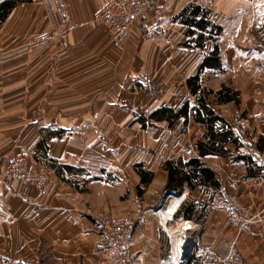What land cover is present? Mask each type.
Listing matches in <instances>:
<instances>
[{
    "label": "crops",
    "instance_id": "obj_1",
    "mask_svg": "<svg viewBox=\"0 0 264 264\" xmlns=\"http://www.w3.org/2000/svg\"><path fill=\"white\" fill-rule=\"evenodd\" d=\"M107 2L14 0L0 19V167L25 153L32 169L50 177L40 190L0 176V264H111L102 213L128 221L134 264L181 259L180 233L190 240L186 264H226L231 255L264 264V230L236 227L225 213L231 195L248 216L264 210V0H166L145 22L158 35L144 37L133 26L122 47L96 16ZM195 5L222 27L219 34L210 36L211 27L188 33L183 12ZM46 33L56 35L52 43L30 50ZM199 33L207 37L202 46ZM216 49L220 67L202 66ZM239 53L249 86L244 103L215 99L209 106L231 122L242 145L228 141V154L200 156L208 129L195 119L199 103L187 80L199 74L213 92L231 86ZM187 102V114L152 116ZM127 123L138 125L135 147L118 148L107 127ZM241 123L247 137L238 135ZM199 156L218 184L169 191L165 162ZM187 206L192 216L181 214ZM187 220L193 225L182 230Z\"/></svg>",
    "mask_w": 264,
    "mask_h": 264
},
{
    "label": "built area",
    "instance_id": "obj_2",
    "mask_svg": "<svg viewBox=\"0 0 264 264\" xmlns=\"http://www.w3.org/2000/svg\"><path fill=\"white\" fill-rule=\"evenodd\" d=\"M166 0H108L97 12L98 19L111 30V39L114 44L122 47L129 37L133 26H141L144 37H156L158 31L148 28L147 17L156 10L159 5L165 4ZM53 40V35L42 34L34 38L29 44L31 50L48 46ZM246 126L241 123L238 135L241 137L246 133ZM2 179L13 182L23 181L36 186L38 189H45L50 181L49 175L44 170L31 168L29 155L20 153L0 167ZM225 213L228 220L236 227L244 228L245 225L253 224L264 230V210L253 215H247V209L242 206L239 198L235 195L229 196ZM99 219V228L105 236V245L108 251V258L111 264H134L137 260L129 242L128 221L114 218L108 213H102ZM184 260V259H183ZM226 264H240V258L231 255L225 260ZM161 264H182L177 258H165ZM186 264V263H185Z\"/></svg>",
    "mask_w": 264,
    "mask_h": 264
},
{
    "label": "trees",
    "instance_id": "obj_3",
    "mask_svg": "<svg viewBox=\"0 0 264 264\" xmlns=\"http://www.w3.org/2000/svg\"><path fill=\"white\" fill-rule=\"evenodd\" d=\"M14 5V0L4 1L0 5V19H3L7 15L10 8ZM183 20L186 24L190 26L188 33L193 34L195 31L192 27H198L202 30H206L211 27L210 36L214 34H219L222 30V27L216 25L211 20L207 18V12L203 11L200 6L195 5L191 6L183 12ZM207 37L203 33H199L196 41L198 45L202 46L204 40ZM221 59L218 55V50L216 49L209 56L206 57L202 66H214L220 67ZM187 84L190 86L191 92L196 95L198 99V107L193 108V113H195V119L205 124L208 131L204 139L199 140L198 150L199 155L207 154H228L229 149L226 148L228 141H232L237 146H241L242 142L239 141V138L236 136V131L234 127L225 118L216 113L211 107L205 97V92L207 91L202 87L200 83L199 74L196 76L190 77L187 80ZM214 93L216 98L220 103H226V101L237 100V93L234 92L229 85H223V87ZM189 110V103L187 102L182 109L177 112L168 109H160L152 113L153 117L159 118H169L177 117L182 114H187ZM199 157H192L187 160L182 158L171 159L165 162V169L169 172V178L167 182V189L169 191L178 189L180 187L186 186V184L200 183L203 182L208 185L215 186L218 184V178L216 172L208 168ZM240 158H245L251 162L252 157L249 155H242ZM149 176H151L149 174ZM149 177L143 175V182L148 181ZM141 191L142 189L139 188ZM191 207L187 206L186 210H181V214L184 216H192ZM183 211V212H182Z\"/></svg>",
    "mask_w": 264,
    "mask_h": 264
},
{
    "label": "rangeland",
    "instance_id": "obj_4",
    "mask_svg": "<svg viewBox=\"0 0 264 264\" xmlns=\"http://www.w3.org/2000/svg\"><path fill=\"white\" fill-rule=\"evenodd\" d=\"M46 34H49V33H46ZM50 35L51 36L53 35V40H54L56 35L53 34V33L50 34ZM32 40H31V42H32ZM1 55L2 54H0V60L3 59V55L2 56ZM236 55L237 56H236V61L235 62H237V64L239 65V67L238 68H235V69H229V72L230 73H228V74H229V76L231 75V79L229 77H227V82L231 85L230 86L231 89L234 92L237 93V96H236L237 100L235 101V104L237 105V108H239L244 103L243 98H242L243 97V93L242 92L246 88H249V86L248 85H245V83H244V82H246L244 80V71H246V70L242 69V67L240 66L241 59H242V55L240 53L239 54H236ZM249 70L251 71V76L252 77L257 76V74H258V68H256V67L252 68L251 67ZM246 73H248V70H247V72H245V75H246ZM232 82L236 83V85L231 84ZM252 86H253L252 91H254V86L255 85H252ZM236 87H239L240 88V91L239 90H236L235 89ZM208 91L209 90H207L205 92V97H206L208 103L215 102V99L217 101L218 98H214L213 97V96H215V94L214 93L211 94ZM247 91H250V90L248 89ZM137 126L138 125L137 124H134V123H130V124L127 123V125H115V126L112 125L110 127H107L108 129L111 130V144H115L118 148L135 147L134 142H135V137H136V133H137V129H136ZM243 136L244 137H247L248 136L247 135V132Z\"/></svg>",
    "mask_w": 264,
    "mask_h": 264
},
{
    "label": "bare ground",
    "instance_id": "obj_5",
    "mask_svg": "<svg viewBox=\"0 0 264 264\" xmlns=\"http://www.w3.org/2000/svg\"><path fill=\"white\" fill-rule=\"evenodd\" d=\"M176 204H177V205H176V206H173V207H172V204H171V205H166V206H167L168 209L178 208V206H179L180 203L178 202V203H176ZM164 206H165V205H164ZM176 210H177V209H176ZM176 210H175V212H176ZM171 211H172V210H171ZM175 212L172 213V214H170L171 217H172L173 215H175ZM165 213H166V212H165ZM192 225H193V222L190 221V220H187V221H185V222L181 225V229H182V230H187L188 228H191ZM185 232H186V231H185ZM185 236H186V235H185ZM185 236H184V237H185ZM188 238H189V237H188ZM177 240H178L177 242L179 243V245H178L179 247L177 246V247L179 248V255L181 256V259H182V260H181L180 257H178L177 260L180 261L182 264H185L186 261L183 260V256H182V254H181V252L183 251V246H182V245H183V243H182V242H183V234L180 233V234H179V237H178ZM189 241H190V240H189ZM178 248H177V249H178ZM177 254H178V253H177Z\"/></svg>",
    "mask_w": 264,
    "mask_h": 264
},
{
    "label": "water",
    "instance_id": "obj_6",
    "mask_svg": "<svg viewBox=\"0 0 264 264\" xmlns=\"http://www.w3.org/2000/svg\"><path fill=\"white\" fill-rule=\"evenodd\" d=\"M168 192L169 191H167L166 193H168ZM182 243H183V245H182L183 246L182 255L187 257L189 255V252H188V248L190 246L189 239L188 238L184 239Z\"/></svg>",
    "mask_w": 264,
    "mask_h": 264
}]
</instances>
